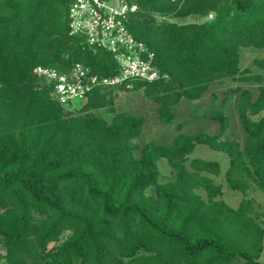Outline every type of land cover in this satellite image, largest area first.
<instances>
[{"label": "trees", "instance_id": "1", "mask_svg": "<svg viewBox=\"0 0 264 264\" xmlns=\"http://www.w3.org/2000/svg\"><path fill=\"white\" fill-rule=\"evenodd\" d=\"M73 1L0 0V264H264L261 213L247 197L253 184L264 192V116L254 119L264 110V84L256 99L250 89H230L240 93L245 146L221 139L229 118L220 110L209 114L220 122L217 134L180 132L169 145L134 146L145 117L117 112L114 96L115 89H130L98 85L82 108L67 111L52 94L54 84L39 82L38 66L69 71L80 62L101 77L118 73L111 52L70 34ZM132 1L139 10L129 28L169 75L138 81L134 90L159 103L161 120L175 122L174 106L200 98L212 82L263 81L241 67L240 50L264 48V0ZM211 12L213 18L190 23L154 15ZM254 64L264 68V57ZM99 108L112 119L97 116ZM197 144L229 156L225 177L243 193L238 207L207 175L220 174L221 164L190 158ZM161 157L175 171L170 181L159 180Z\"/></svg>", "mask_w": 264, "mask_h": 264}, {"label": "rangeland", "instance_id": "2", "mask_svg": "<svg viewBox=\"0 0 264 264\" xmlns=\"http://www.w3.org/2000/svg\"><path fill=\"white\" fill-rule=\"evenodd\" d=\"M210 14L207 17H196L193 15L186 17H174L171 14L154 13L158 22L175 21L178 23L202 22L215 16L214 12H211ZM263 55L264 48L243 46L240 50V65L242 67L251 66L255 68V72L264 73V68L253 65L254 58L261 57ZM223 80L224 79L217 82H212L210 88L207 89L208 91L206 90L198 99L182 98L174 106L175 122L173 123L165 122L159 118V116L157 115V108L159 106V103L157 101L155 102L154 99L152 100L150 98H146V96L144 95V89H115V108L117 112H129L136 115H143L145 117V122L143 124L141 133L137 138L132 139V145L143 146L150 141H155L156 143L162 145H169L180 132H185L188 134H196L199 132L217 134L219 132L217 122L213 119L207 118V116H209L210 113L216 110L226 112L228 110L229 113L235 112L240 94L232 93L227 99L226 96H224L227 93V85L235 86L239 84H249L245 80L234 81L232 80V78H226L224 82ZM39 82L41 81L39 80ZM249 82L250 85H254L253 89L257 93L259 90L257 84L258 81L251 80ZM262 84H264V81ZM224 98H226L227 101H225ZM86 101V97L76 98L72 100V102L66 104L65 109L67 111H78V109L82 108ZM93 112L97 116L103 117L109 121L114 115V113L108 111L106 108L94 109ZM231 119L232 124L230 129L228 130L229 133L221 136V139H227L229 134L236 137L243 131L237 111L236 115H231ZM178 124H182L181 129L178 128ZM232 128H235L238 131V134L231 133ZM133 153L135 157L139 158L142 154V150L140 147H135ZM192 157L217 160L221 162V165L224 169H226L228 160V155L225 152L214 150L206 144H197L194 152L190 155V158ZM157 163L161 171V175L159 178L160 182L170 181L175 178V171L170 167L167 158H159L157 160ZM218 179L219 181H223V183H225V177L223 175L219 176ZM201 191L205 192L204 190ZM147 193L154 194L155 188H148ZM205 193H203L202 195H204ZM247 196L254 199L256 206L255 210L261 213V219L264 226V192L260 191L257 188L256 184H253ZM223 197H225V200L231 206L236 207L239 203L240 198L243 197V193L238 190H233L227 186L226 191H224L223 193ZM35 216L37 218L40 217L38 213H35ZM67 235L68 233L63 234L59 242L51 243L50 246L61 243L67 237ZM1 240L2 236H0V241ZM259 260L264 262V251L261 254Z\"/></svg>", "mask_w": 264, "mask_h": 264}, {"label": "built area", "instance_id": "3", "mask_svg": "<svg viewBox=\"0 0 264 264\" xmlns=\"http://www.w3.org/2000/svg\"><path fill=\"white\" fill-rule=\"evenodd\" d=\"M139 10L132 0H74L69 8L70 34L84 37L88 46L111 52L118 73L101 77L92 68L76 63L69 71L38 66L40 83H53L52 94L63 104L86 97L94 87L120 86L134 90L136 82L168 79L155 63L156 53L129 28L131 14ZM212 15V14H210Z\"/></svg>", "mask_w": 264, "mask_h": 264}, {"label": "crops", "instance_id": "4", "mask_svg": "<svg viewBox=\"0 0 264 264\" xmlns=\"http://www.w3.org/2000/svg\"><path fill=\"white\" fill-rule=\"evenodd\" d=\"M262 57H264V55L263 56H261V57H255V58H262ZM254 58V59H255ZM253 62H254V60H253ZM253 65L254 66H257V65H255L254 63H253ZM242 67V66H241ZM245 67H251V66H245ZM245 67H242V68H245ZM252 69H253V73H260V74H262L263 75V81H264V73H262V72H255L254 70H255V68H253V67H251ZM231 77H229V78H227V79H230ZM226 80V78H224V80H223V82ZM232 80H234V81H239V79H235V78H232ZM242 80V79H241ZM240 80V81H241ZM251 80H253V79H249V80H245V81H247L249 84H244V85H241V84H239V85H235V86H230V85H227V93H226V95H224V96H226V98L228 99V97L232 94V93H235V94H240L239 92H236V91H231L230 89H235L236 87H238V86H241L243 89H250L251 91H252V94H253V98L254 99H256L257 98V96L259 95V90H258V92L256 93L255 92V90L253 89V87H254V85H250V82L249 81H251ZM263 81L262 82H258L257 84H258V87H260V85H262V83H263ZM217 82V81H216ZM234 87V88H233ZM210 88V87H209ZM208 91V90H207ZM214 93V92H213ZM240 97V96H239ZM147 98V97H146ZM226 98H224L225 99V101H227L226 100ZM153 100V99H152ZM156 102V101H155ZM236 111H237V113H238V117H239V120H240V122H241V119H240V116H239V112H238V104H237V108H236V110H235V112H231V113H233V114H231V113H229L228 112V110H227V112L226 111H222L228 118H229V124H228V127L225 129V131L222 133V134H220V136H223L224 134H228L229 132H228V130L230 129V127H231V124H232V119H231V115H236ZM231 114V115H230ZM157 115H158V108H157ZM262 116H264V110L261 112V113H259L258 115H255L254 116V119H258V118H260V117H262ZM207 118H210V119H213V120H215L216 122H217V124H218V131L220 132V122L217 120V119H215V118H213V117H211V116H207ZM241 125H242V129H243V131L241 132V134L240 135H238V136H233V135H228V137L227 138H235V139H237L240 143H241V145L242 146H245V143H246V131H245V129H244V127H243V124H242V122H241ZM218 132V133H219ZM244 132V133H243ZM231 133H237L238 134V131L235 129V128H232V132ZM194 152V151H193ZM161 158H165V157H161ZM192 158H194V157H192ZM158 160V159H157ZM210 160V159H209ZM215 161H217V160H215ZM219 162V161H218ZM169 163V162H168ZM220 164H221V162H219ZM158 164V163H157ZM170 165V164H169ZM229 166H230V159H229V156H228V160H227V164H226V169H224L223 168V166L221 165V173L220 174H218V175H215V174H210V173H207V175H209L210 177H212L216 182H218V183H221L222 184V186H223V188H222V190H223V193H224V191H226V187L228 186L227 185V181H226V177H225V175H226V171L228 170V168H229ZM159 167V166H158ZM170 167H171V165H170ZM172 168V167H171ZM221 175H223L224 177H225V183H223V181H219V179H218V177L219 176H221ZM201 191V190H200ZM205 191V190H204ZM206 192V191H205ZM205 192H200L201 194H203V193H205ZM242 193V192H241ZM204 197H206V193L203 195ZM248 198H251V197H249V196H247ZM221 198L222 199H224L225 200V197H223V194H222V196H221ZM242 198L243 197H241L240 198V200H239V203H238V205L240 204V202H241V200H242ZM225 202H227L226 200H225ZM228 203V202H227ZM229 204V203H228ZM230 205V204H229ZM238 205L236 206V207H238Z\"/></svg>", "mask_w": 264, "mask_h": 264}]
</instances>
